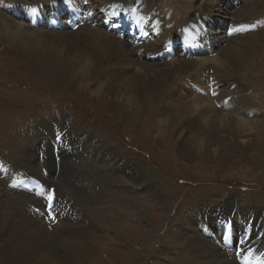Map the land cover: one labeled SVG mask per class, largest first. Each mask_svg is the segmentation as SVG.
Returning a JSON list of instances; mask_svg holds the SVG:
<instances>
[{
  "label": "bare ground",
  "instance_id": "bare-ground-1",
  "mask_svg": "<svg viewBox=\"0 0 264 264\" xmlns=\"http://www.w3.org/2000/svg\"><path fill=\"white\" fill-rule=\"evenodd\" d=\"M54 1L40 0L39 3L48 6ZM68 1L82 3V0ZM233 1L235 3L237 0H97V2L87 4L83 8L92 10L93 21L96 25H93L89 18L84 26L73 32L72 30L59 31L58 25L50 27L49 23L47 30L42 32L32 28L29 21H27V26L25 25L29 14L24 15L20 9H25L28 13L39 12L44 5L40 6L34 0L25 2V4H17L14 0H2L0 1L2 7L10 8V11L14 12L16 16L14 18L10 13H4L0 10V41L8 44L11 48L9 43H14L20 47L26 42L23 38L34 33H42L49 39L56 41L58 52L52 54L47 61H44L42 56L38 54L34 59V64L51 76L53 71L56 72L59 77L63 76L66 82L73 83L80 90H84V86L91 83L95 94L93 95L94 101L107 110H105L107 117H111L110 114H113V117L116 115L117 119L120 118L125 122L124 125L127 127L125 133L130 132L129 126L141 123L147 116L148 109L153 108L157 101L160 102L164 98L170 108L167 113H157L161 118L158 123V140H163L161 136H167L170 143H177L185 151L210 155V152L206 150L213 147L218 149L222 145L232 146V143L238 142V135L241 133L248 134L249 141L247 143H251L255 147L254 150H259L260 146L256 144L259 143V140L264 141V127H261L264 126V33L259 34L264 32L261 20L264 19V8H262L264 7V0H261L256 9L250 13L248 10L251 7H248L250 4L248 1L240 0L239 7H226H231ZM116 2L133 3L130 4L131 9H140L146 13H152L162 20L165 19L168 12H171L170 18L165 24H173V28L164 30L154 42L132 48L128 41L118 39L98 24L99 20L103 18L99 5ZM81 3L77 4L78 8H81ZM216 4L221 12L219 14L212 12ZM245 10L247 11L243 13ZM204 17L217 29L224 28L228 23L233 24L228 34L226 30H223L220 36L215 30L211 31L215 40L214 49L211 52L213 54L218 53L220 57L219 61H216L217 64L207 66L204 62L208 57L207 53L197 50L195 57L191 59L186 58V55L179 51L180 53L169 63L165 61L162 64H160L161 62L152 64V61L147 59L146 56L157 54L161 50L164 40L174 35L177 28L186 24L193 26L196 21L204 19ZM253 20H258L257 27L260 25L263 27L257 32L230 36L231 32L242 31H233L234 29H247ZM199 34L202 39H205V35L209 39L211 38L207 32H199ZM251 36L252 38L249 39ZM245 38L249 41L247 42ZM219 42H221L220 46H218ZM100 53H102L101 56ZM86 58L92 61V65L89 67L85 61ZM99 61L98 68L100 67V70L95 68ZM134 67H138L141 74L134 72ZM95 69L98 70L96 75L106 71L105 76L114 75L115 77L106 82L108 85L99 86V81L96 78L92 81ZM123 69H129L133 72L126 74L122 71ZM118 70L121 72L116 73ZM210 70H212V74H209ZM131 77L135 78L131 79ZM88 78H90L89 81ZM180 78H187L188 82H192L196 87L203 90L208 89L210 82L212 85H218L219 89H215L218 90L216 98L212 99L208 94L206 96L200 95L189 86L185 89L186 87L184 88L182 84H179L182 83ZM89 86L86 88L89 89ZM141 91L147 92L143 101L136 106V95ZM251 92L255 93L252 94ZM214 100L220 104L219 109L213 105ZM150 105L151 108H149ZM109 108H117V111H110ZM253 115L254 117L248 118ZM87 117H90L89 114ZM62 120L64 124L69 123L67 117ZM49 124V121H41L36 130H43ZM117 127H119V123ZM67 128L69 134L76 138L77 149L74 154L62 150L58 152L64 163L59 165L58 176L49 182V185L47 184L48 188L53 184L61 192L58 194L56 191L58 197L75 198L68 205L70 211L65 213L63 218L60 217L61 206L54 203L57 213V216L54 217L63 220L60 222L63 227L58 226L59 224L57 225L58 228L51 227L50 221L44 220L45 215L41 214L43 212L41 208H37L39 213H36L35 210L24 212L25 214L20 220L14 216L15 222L6 226L5 218L2 217L4 207L10 205L16 209L19 208L15 207V198L12 195H6L2 188L4 185L0 183V259L10 264H78L79 262L83 264H96L98 262L100 264L96 257H89V255H92L100 246L97 243L99 237L95 233L101 228L95 226L93 222L99 214L103 213L104 207H101L100 204L107 202L111 206L108 210L110 213L105 214L104 225L115 233V237L108 241L106 249L116 256L119 249H116L115 245H123L133 252L130 254V263L137 260L136 264H148V255L153 251L155 244L162 238V235L159 237L153 235L155 239L147 241L148 247L153 244V248L149 249L150 253L147 256H144L140 251L135 252L134 246L129 243V239H133L131 233L134 229L146 234V228L137 229L134 226L133 219L136 215L143 217L142 213L147 211L146 206L163 205L166 208L164 197L156 192V186L153 187L152 183H147V176L150 173H148V168L144 170L141 167L142 160L139 159L138 162V158L130 157L126 153L127 147L124 148L125 145L121 141L120 145H116V143L114 145L113 141H107V132H103L105 138H99L91 131L74 130L70 126ZM33 146L34 144H31V147ZM160 147L163 148L165 156H168L166 148L162 145ZM250 148L247 149V152ZM27 157L28 154L25 152L24 157L19 160L14 159V165L24 164ZM33 159L29 158L28 163H31ZM49 164L54 166L52 160L44 162L46 166ZM55 170L56 168L52 167V175ZM88 173L94 175L93 181H91L92 177L86 180ZM78 174L81 175L82 179L81 185L78 186L80 192L77 193L74 189L69 191L66 181L73 179ZM104 183L110 186L107 194L104 192ZM127 184L129 186L135 185L140 195L134 196L131 190L122 189V185ZM91 191L93 192L92 195H90ZM83 192L89 193V196L79 200ZM37 193L39 192L37 191ZM146 197H149L152 203ZM31 198L37 199L39 197L32 196ZM233 207L236 215L233 218L235 222H237V217L241 215V222H237V230L240 231L246 229L249 214H254V218L258 221V214L264 212V207L259 209L251 207L255 209V212L248 208L249 206H240L237 196L229 198L228 201L226 199L224 203L219 202L218 206L214 204H210L207 208L194 206L192 212L185 214L183 220L179 221L180 223L171 224L174 231L167 229V237H169L167 243L171 248L170 255L168 258L159 259L155 264H237L234 254L231 256L224 255L232 253L231 251H227L220 245L222 254L219 249H213L208 245H213V243L204 236L206 224L202 220L204 217L209 220V215L210 218H215L214 211L216 210L224 213L220 218L225 220L226 217L231 216V211L228 210ZM136 209L139 211H135ZM85 211H87V216L84 214ZM157 213L154 214L156 219L161 217L163 220H160L161 222L155 221L156 225L153 230H156L160 223L168 219V214L159 213L160 216H158ZM38 216L42 218L35 219ZM166 217L167 219H165ZM199 218L202 219L199 220ZM144 220L146 221V219ZM260 224L264 226L263 222ZM60 229L63 231L61 232ZM208 229L213 232L212 228ZM42 232L50 233L53 242L50 243L47 235L45 236ZM174 236L182 239L183 243L174 239ZM140 238H142L141 235ZM241 246L243 247L244 244L242 243ZM179 247L182 249L180 250ZM263 248L264 243H261L260 249ZM88 257L94 261L89 262L91 259L88 260ZM246 257L248 254L243 250L241 258Z\"/></svg>",
  "mask_w": 264,
  "mask_h": 264
},
{
  "label": "rangeland",
  "instance_id": "rangeland-1",
  "mask_svg": "<svg viewBox=\"0 0 264 264\" xmlns=\"http://www.w3.org/2000/svg\"><path fill=\"white\" fill-rule=\"evenodd\" d=\"M14 1H16L17 4H25V2L33 0ZM34 1L40 4V0ZM245 1H248V4L250 3L248 5V7H251L248 10V12L250 13L252 10L256 9L261 0H244L243 2ZM93 2L95 3L97 2V0H88L86 5L92 4ZM239 6L240 0H237L236 4L233 1L231 7H226L232 8ZM0 10L6 13V10L4 8H1ZM246 11L247 10H245L243 13H245ZM212 12L215 14L221 13L220 10H218L217 4L215 5V8ZM101 17L103 18L99 20L98 24L100 25V27H103L107 22L108 14L102 11ZM93 18L94 16L90 18V22L93 25H96L93 21ZM204 22L206 23V25L203 27V30L207 32L209 27H213L217 32V35L219 36L221 33H223L222 31L227 30V28L231 24L228 23V25H225L224 28L217 29L216 26H214L208 19H206V17H204ZM47 24L49 23H42L41 27L38 29L42 32H45L48 28ZM113 24L114 23L111 22L108 25L110 26ZM25 25L27 26L26 23ZM53 26L56 25L50 23V27ZM258 30L259 29L249 31V33L257 32ZM262 33L264 32L262 31L259 34ZM239 35H244V33H240ZM204 37L205 39H203V41L208 42V36L205 35ZM211 37L212 41L208 43L210 50H207V52L210 54L204 61L207 66H213L214 63L217 64L216 61H219L220 59L218 53L213 54V52H211V50L214 49L215 44L214 35L211 34ZM251 38L252 36L249 37V39ZM23 39L26 42L20 47H17L14 43H9L11 44L12 48L8 44L4 42L2 43V41H0V154L8 163H13V165L11 166H13L12 168H14L15 171L21 170L27 172L28 174H31L32 177L38 181V184L43 186V189L38 190L29 187L26 189V192L22 193L21 190L7 188V184L0 181V183L4 185L2 188L6 192V195H12L15 198V207H18L21 210L20 211L19 209L13 208L10 205L4 207L2 217L5 218L6 226L11 222H15L14 216L17 217L18 220H20L22 218V215L25 214L24 212H31L35 210L36 213H39L40 211L38 209L41 208L43 211L41 214L45 215L44 205L49 189L47 187V184L49 185V182H51L56 178V176H58V173L57 175L55 174L56 170L53 175L51 173L52 167L55 169V163L51 150L52 144H55L54 141L56 138L53 125H58L61 129L70 126V128L74 130L80 129L91 131L92 134L98 136L99 138H105L103 132H107V141H113L114 145L115 143L116 145H120L121 143H123L125 145L124 148L127 147L126 153L130 155V157L132 156L134 159L138 158V162L139 159L142 160L141 167L144 168V170L148 168V173H150L147 176V183H152L153 187L156 186V192H158V194H162V196L164 197L163 200L166 208L163 205V207L146 206L147 211L142 213L143 217L136 215V217L133 219V224L137 229H143V227L147 229L146 234L134 229V233H131L133 239H129V243L134 246L133 248L135 252L140 251L142 254H144V256H147L150 253L149 249L153 248V244L148 243L150 244V246H147V241H153L155 239V235H157L158 237L162 235V238H160L155 244L153 251L150 253V255H148V264H155L159 261V259L162 260L163 258H168V256L170 255L169 253L171 252V248L167 243V239L169 238L167 237V229L170 231H174L173 228H171V224L180 223L181 220H183L185 214L192 212V207L194 206H196L197 208H207L210 204L218 206L219 202L224 203L226 199L228 201L229 198L237 196L240 206H249L248 208L254 207L258 209L264 207L263 140H259V143L256 144L260 146V149L254 150L255 147H253L251 143H247V141H249V135L239 133L237 143H232V146L222 145L218 149H215L213 147L210 150H206L210 152V155H204L203 153L197 154L192 151H185L180 148L177 143H170L167 136H161L163 140H158V123L161 119L158 114L165 112L167 113V110H169L170 108L168 107L167 101L164 98L163 100H160V102L157 101L156 104L153 105V108H151V105L149 106V108L151 109H148L147 116L143 119L144 123L142 121L141 123H137V125L129 126L128 129L130 132L125 133L124 131L125 129H127V127L124 125L125 122L120 120V118L117 119L116 115L114 116V118L112 116L113 114H110L111 117H107V110L104 109L96 101H94L93 95L95 94L93 93L91 83L86 84L84 86V90H80L77 89V86H74L73 83L66 82V79L63 76L59 77L56 72L53 71V75L51 76V74L43 72L42 69H39L38 65L34 64V59L38 54L42 56L44 61H47L52 54L58 52L56 48V41L49 39L42 33H34L33 35H28ZM245 40L247 42L249 41L247 38H245ZM220 44L221 42H219L218 46H220ZM223 46H225V44H223ZM197 51L205 52L201 49H197ZM102 53H100V56L102 55ZM85 61H87V63L89 64L87 65V67L92 65V61L88 58H86ZM169 62L170 61H167V63ZM99 63L100 61L95 65V68H100H98ZM156 63L158 62L152 61V64ZM162 63L163 62H161L160 64ZM134 68V72H136L137 74H141V72L138 70V67ZM97 69H95L92 81H94V78H96L99 81V86L106 85L107 81L115 77L114 75L105 76L106 71H104L103 73H98V75H96L98 71ZM122 71L126 74H131L133 72L129 69H123ZM211 71L212 70H210L209 74H212ZM120 72V70L116 71V73ZM133 78L135 77H131V79ZM89 80L90 78H88V81ZM180 80L182 81V83L179 84H182L184 88L186 87L185 89H187L189 86L196 92L193 83L190 81L188 82L187 78H180ZM88 85H90L89 89L86 88ZM146 92L147 91H141L137 93L136 106L143 101ZM251 93L253 94L255 92ZM203 96H206V94ZM109 109L110 111H117V108ZM88 114L90 116L89 118L87 117ZM64 117H67L69 119L68 124H64V121L62 120ZM251 117H254V115L248 118ZM41 121H49L50 124L43 130H36L39 122ZM70 121H72L71 125ZM118 123L119 127H117ZM72 137L75 138L74 136ZM164 140L166 143L163 142ZM31 144H34V146L31 147ZM160 145L166 148V151L169 154L168 156H165V152L163 148L160 147ZM246 145H249V147H246ZM40 148H44L46 150L47 159L45 161L52 160L54 165H45V167H47L48 169L46 177L42 176L40 173V165L38 163L37 155V151ZM248 148L250 149L247 152ZM134 151L137 152L135 153ZM25 152L28 154V157L26 161H24V164L14 165V159L19 160L20 158L24 157ZM74 153L75 151L70 152V154ZM29 158H34L31 163H28ZM62 163L64 162L61 161L60 164ZM89 178H91V181L95 179L94 175H92L91 173H88V175L86 176V180H88ZM81 183V175L78 174L77 176L73 177V179L67 180L66 186L69 191H72L74 189V191L79 193L80 188L78 186L81 185ZM109 188L110 186L104 183V192L106 194ZM125 188L131 190L134 196L140 195L139 191H137V187L133 184H131L130 186L128 184L122 185V189L126 190ZM37 191L39 193H37ZM56 191L58 194L61 193L57 189ZM92 194L93 192L91 191L90 195ZM32 196L39 198L34 199L31 198ZM88 196L89 193L83 192L81 195L82 198L80 197L79 200L85 199ZM62 199L66 201L68 206L75 198H61V200ZM146 199L152 203L149 197H146ZM20 200L22 201V203ZM54 203H57L58 206H61V204H59L57 200L54 201ZM100 205L101 207H104L103 213L99 214L98 218L93 222L95 226L101 228L100 231H97L95 233L99 237L97 243H99L100 246L94 253H92V255L90 254L89 257H96L100 264H136L137 260H133L134 262L132 261L130 263V254H133L130 248L123 245H115L116 249H119L118 252H116V256L119 255L118 257L112 255V252L106 249L108 241L111 238L115 237V233L110 231L104 225L105 214L110 213L108 212V210L111 204L103 202ZM55 209V204H53V216H57ZM148 209L153 211H149ZM233 209L234 207L229 209L228 211H232ZM252 210L255 211V209ZM135 211L139 210L136 209ZM155 212H158V216H160L159 213L168 214V219L166 217L165 219L167 220L160 223L157 226L156 230H153L156 222H161L160 220H163L161 219V217L156 219V216L154 215ZM64 214L65 213H61L60 217L63 218ZM84 214L87 216V211H85ZM214 214L216 215L215 218H210L209 215V220H206L204 223L206 224V228L213 229V232H211L209 235L210 238L212 237L210 241H212L213 245H208L213 249L216 248L220 251V234L222 229L221 221L223 219L220 217L223 216L224 213H220L218 210H216L214 211ZM258 215V221L263 222L264 224V212L262 214L259 213ZM37 218L42 217H35V219ZM88 218L90 219L89 214ZM144 219H146L148 223ZM201 219L202 218H199V220ZM239 221L241 222V215L237 217V222ZM60 222H63V220H58V222L54 225H50L49 223V225L53 228H58V226L61 225ZM237 222H235L236 225ZM235 224L234 230H236ZM60 227L63 226L61 225ZM60 231L62 232L63 229H60ZM45 233L42 232V234H44L45 236L47 235L46 237L49 238L50 243L53 242L51 234L47 232ZM245 234V229L242 231H236L235 240L238 245H242L240 241L242 237H245ZM140 235L142 236V238H140ZM204 236L208 238L206 233L204 234ZM137 238L142 240H139ZM213 238H215V240ZM174 239L183 243V240L180 238H176L174 236ZM135 240H137V242H135ZM262 243H264V240H262ZM179 249L181 250L182 247H179ZM227 251L229 250L227 249ZM232 254L233 253H227L224 255L231 256ZM89 257L88 260L91 259ZM93 261L94 259L89 260V262ZM241 261L244 264H249V261H252L253 263L256 262L258 264H264V255L258 260L255 258L250 260L249 257H246L244 259L241 258ZM0 264L10 263L6 262L3 259H0ZM78 264L83 263L79 262ZM96 264H98V262Z\"/></svg>",
  "mask_w": 264,
  "mask_h": 264
},
{
  "label": "snow or ice",
  "instance_id": "snow-or-ice-1",
  "mask_svg": "<svg viewBox=\"0 0 264 264\" xmlns=\"http://www.w3.org/2000/svg\"><path fill=\"white\" fill-rule=\"evenodd\" d=\"M84 2L87 3L88 0H84ZM89 14H91V13H89ZM237 30H243V29H234L233 31H237ZM46 199H47V214H48V216H49L50 219L55 220V217L52 215V212H51V210L53 208V203H54V200H55L54 192H51L50 191L49 194L47 195V198ZM240 242L241 243L244 242V238L243 237L241 238V241Z\"/></svg>",
  "mask_w": 264,
  "mask_h": 264
}]
</instances>
